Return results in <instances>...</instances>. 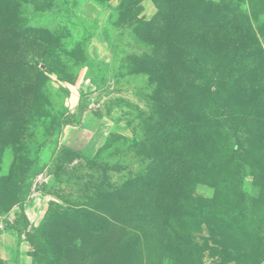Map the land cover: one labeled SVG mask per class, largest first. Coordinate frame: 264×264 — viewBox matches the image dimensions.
<instances>
[{
  "label": "rangeland",
  "instance_id": "1",
  "mask_svg": "<svg viewBox=\"0 0 264 264\" xmlns=\"http://www.w3.org/2000/svg\"><path fill=\"white\" fill-rule=\"evenodd\" d=\"M0 221L31 264H264V0H0Z\"/></svg>",
  "mask_w": 264,
  "mask_h": 264
},
{
  "label": "crops",
  "instance_id": "2",
  "mask_svg": "<svg viewBox=\"0 0 264 264\" xmlns=\"http://www.w3.org/2000/svg\"><path fill=\"white\" fill-rule=\"evenodd\" d=\"M44 212L40 211L34 202L24 207V214L32 224H37L38 219L42 217L40 214ZM27 245L18 233L7 229L0 221V264H31Z\"/></svg>",
  "mask_w": 264,
  "mask_h": 264
},
{
  "label": "trees",
  "instance_id": "3",
  "mask_svg": "<svg viewBox=\"0 0 264 264\" xmlns=\"http://www.w3.org/2000/svg\"><path fill=\"white\" fill-rule=\"evenodd\" d=\"M252 224H253V221L250 220L248 226H249L250 229H252V230L254 231V228L252 227ZM256 234H257V233H256ZM257 235H260V234H257Z\"/></svg>",
  "mask_w": 264,
  "mask_h": 264
}]
</instances>
